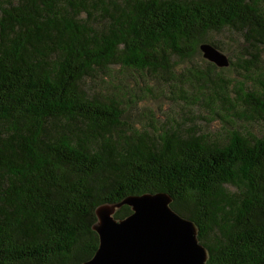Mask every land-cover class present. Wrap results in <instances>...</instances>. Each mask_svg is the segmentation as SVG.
I'll return each instance as SVG.
<instances>
[{
	"label": "trees",
	"instance_id": "obj_1",
	"mask_svg": "<svg viewBox=\"0 0 264 264\" xmlns=\"http://www.w3.org/2000/svg\"><path fill=\"white\" fill-rule=\"evenodd\" d=\"M227 28L248 45L252 85L233 97L197 71L190 86L209 80L198 100L264 121V0H0V264H83L98 207L155 193L196 225L206 264H264V137L153 134L105 91L115 66L174 78L175 58L222 52L207 38Z\"/></svg>",
	"mask_w": 264,
	"mask_h": 264
},
{
	"label": "rangeland",
	"instance_id": "obj_2",
	"mask_svg": "<svg viewBox=\"0 0 264 264\" xmlns=\"http://www.w3.org/2000/svg\"><path fill=\"white\" fill-rule=\"evenodd\" d=\"M208 40L221 43L222 53L233 61L227 68H216L208 74V62L202 54L192 59L179 61L175 58L174 78H165L160 75H140L134 71L115 66L108 79L112 86L105 89L107 93L116 96L125 110V123L131 127L147 129L153 134L175 128L182 134L196 133L209 140H222L230 131L238 130L247 138L264 137V121H250L240 115L227 112L229 105H222L218 101L209 104L205 98L198 100L195 93L198 88L190 85L191 72H202L212 81L217 82L216 74L231 86L233 97L234 87L239 82L247 83L248 89L252 80L247 79L246 67L252 62L251 56L246 52L247 44L244 37L234 29L227 28L221 33H210ZM264 61V54L260 55ZM207 78V76H206ZM205 83L204 91L211 88V81ZM218 83V82H217ZM182 89V90H181ZM238 110L244 109L241 103Z\"/></svg>",
	"mask_w": 264,
	"mask_h": 264
},
{
	"label": "water",
	"instance_id": "obj_3",
	"mask_svg": "<svg viewBox=\"0 0 264 264\" xmlns=\"http://www.w3.org/2000/svg\"><path fill=\"white\" fill-rule=\"evenodd\" d=\"M203 58L217 66H230L228 56L208 43L199 46ZM165 193L130 196L123 202L96 209L93 227L99 237L94 256L83 264H206L208 250L199 242L196 225L174 211ZM128 205L132 214L116 219Z\"/></svg>",
	"mask_w": 264,
	"mask_h": 264
}]
</instances>
